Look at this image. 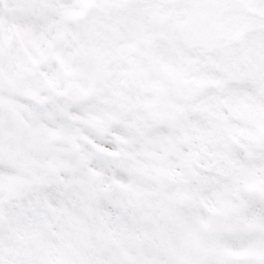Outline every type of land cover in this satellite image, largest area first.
<instances>
[{
    "label": "snow or ice",
    "instance_id": "snow-or-ice-1",
    "mask_svg": "<svg viewBox=\"0 0 264 264\" xmlns=\"http://www.w3.org/2000/svg\"><path fill=\"white\" fill-rule=\"evenodd\" d=\"M0 264H264V0H0Z\"/></svg>",
    "mask_w": 264,
    "mask_h": 264
}]
</instances>
